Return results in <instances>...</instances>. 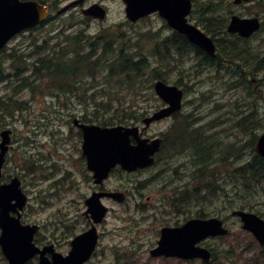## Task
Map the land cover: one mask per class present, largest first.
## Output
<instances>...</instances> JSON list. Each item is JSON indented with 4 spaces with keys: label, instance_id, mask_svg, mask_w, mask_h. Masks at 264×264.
<instances>
[{
    "label": "rangeland",
    "instance_id": "1",
    "mask_svg": "<svg viewBox=\"0 0 264 264\" xmlns=\"http://www.w3.org/2000/svg\"><path fill=\"white\" fill-rule=\"evenodd\" d=\"M207 1L195 0V16L189 17V21L203 31L204 27L198 23L197 18ZM71 2L72 0H47L45 3L56 4L55 9H59ZM94 3L105 6L108 15L103 21L91 19L88 25H83L85 33L99 34L104 28H110L112 32H126L133 44L128 50L135 47L139 53L150 56L148 70L139 79L136 90L128 87L126 75L121 79L111 77L110 80L105 68H100V72L95 71L89 78L85 75L83 80L77 78L80 85L74 94H55L51 85L46 83L44 87L39 86L36 92L29 85L15 97L19 105L16 117L6 118L5 123L0 126V132L5 128L13 130L8 162L0 183H8L15 176L20 178L22 191L28 196V204L22 212V224H38L40 229L35 234V243L41 247L53 243L59 252L66 255L71 249V240L90 226V220L85 215L88 209L86 198L95 191H120L128 196L124 202L106 197L102 199L110 212L97 228L100 240L96 252L87 264H203L201 260L154 258L150 254V250L157 246L163 226L182 224L190 217L201 216L202 212L205 216L201 217L223 218L231 229L227 237L208 241L207 246L215 254L213 264H250L253 258H258V263L264 264V247L242 228L240 218L233 214L240 207V199L236 197L230 173L251 156L258 139L264 133V63L259 70L255 69L253 82L250 83L254 97L249 96V92L242 88H234L229 83L222 82L210 71H195L192 74L196 60L188 55H175L171 65L162 66L164 62L160 65V60L152 56L154 40L172 35L173 29L158 14L130 24L123 0H83L82 6L56 18L49 28L62 22L68 23L73 16L71 13H75L77 25L73 28L77 30L83 22L81 8ZM218 11L226 20L233 14L262 20V30L251 38L252 48L248 55L254 56V64L257 63L256 59L264 58V0H252L238 6L219 2ZM151 32L158 35L154 37ZM46 35L44 30L25 32L13 38L9 47H15L18 51L26 48L27 61L32 63L35 59L30 51L35 47H30L29 41L35 38L41 42ZM57 44L54 40L50 41L48 50L55 49L53 46ZM3 65L6 74L11 61L6 60ZM154 66L165 72L163 78L167 83L182 82L177 84L185 92L181 113L195 118V127H198L205 140H216L211 147L212 155L204 157L205 163L214 171L199 168V158L195 159L192 147L176 153L167 144L157 164L148 170H114L103 184L97 183L82 156L81 138L75 128L69 125L73 118L70 114L79 108L81 111L93 110L94 114L114 118L122 113L119 110L121 105H129L130 110H145L147 115L152 114L164 105L155 91L148 87L150 74H157L151 68H155ZM88 83H93V86ZM86 88L90 89L86 91ZM9 91L1 86L0 98L6 96L4 99L9 101ZM66 97L74 100L78 108L75 105H61ZM254 98L257 101L255 105L252 104ZM108 100L111 104L109 109L104 110L102 107L94 110L99 102L108 103ZM245 116L247 120L243 121ZM179 118L181 121L183 116ZM175 125V118L164 119L153 125L148 134L164 131L174 135L177 129ZM212 173L217 176L219 186L231 189V193L220 188L218 193H214L207 186L211 178V181H216L211 176ZM237 183L236 180V186ZM260 190L258 197L252 200L253 207L244 210L255 212L264 218V186H260ZM182 191L187 194L181 193ZM229 202H233V205ZM0 264H8L1 247ZM26 264H38V260L34 258Z\"/></svg>",
    "mask_w": 264,
    "mask_h": 264
},
{
    "label": "water",
    "instance_id": "2",
    "mask_svg": "<svg viewBox=\"0 0 264 264\" xmlns=\"http://www.w3.org/2000/svg\"><path fill=\"white\" fill-rule=\"evenodd\" d=\"M242 0H236L240 3ZM248 1V0H246ZM126 15L132 22L153 12H159L167 19L168 24L184 34L209 55L216 54V44L212 37L190 23L187 19L192 11L191 0H124ZM48 8L36 1L0 0V50L15 34L36 24L42 23L48 14ZM63 8L59 12L66 10ZM83 13L94 18L105 19L106 9L99 3L83 9ZM261 27L258 17H240L233 15L228 25V31L250 37ZM157 94L168 104L144 119L149 126L152 122L161 120L179 111L182 107L184 91L177 85H171L158 80L154 85ZM84 130V153L88 158V166L95 172V179L101 182L116 164L132 171L138 167H146L154 162L152 157L159 149L160 140L141 138L138 127H100L96 125H81ZM0 176L6 161V154L11 143V130L0 133ZM131 136L137 139V144H131ZM256 151L264 156V133L256 144ZM18 177L10 183L0 185V246L8 264H25L35 255L40 254L39 264H84L94 252L98 233L95 225L87 232L76 236L71 241V250L67 255L57 252L53 245L39 248L33 242L37 225H24L21 213L27 202V196L22 191ZM112 196L120 201L124 199L119 193H93L86 200L88 210L94 223H99L105 217L108 208L101 202L102 196ZM17 213V215H12ZM241 217L243 228L254 233L259 242L264 245V220L258 215L245 211H236ZM229 230L223 225V220L213 217L209 219H193L178 228H164L159 246L151 251L153 256H177L185 259H211L209 249L197 244L209 236L225 235ZM51 253V257L47 255Z\"/></svg>",
    "mask_w": 264,
    "mask_h": 264
},
{
    "label": "trees",
    "instance_id": "3",
    "mask_svg": "<svg viewBox=\"0 0 264 264\" xmlns=\"http://www.w3.org/2000/svg\"><path fill=\"white\" fill-rule=\"evenodd\" d=\"M40 1L44 2L45 0ZM227 1L208 0L197 18L198 23L203 25L204 30L211 34L217 43V55L215 57L208 55L202 49L193 45L185 36L177 32L160 40L155 39L152 56L160 60V65L164 62L162 66H166L173 63L175 55H188L196 60L191 71L192 74L195 71L197 73L210 71L213 76L220 78L222 82H227L234 88H242L249 92L247 93L249 96L252 95L251 97H254L250 83L253 82L252 78L255 76V69L258 68L259 70L262 67L264 58L256 59V64L252 63V57L254 56L248 55L250 53L249 50L252 48V45H250L251 39L242 38L238 34H229L227 32L228 20H226L225 16L222 17L218 11L219 2L228 5L233 4V2L227 3ZM228 11L231 12V10ZM126 34L122 30L112 32L110 28H104L99 31V34L90 36L85 33L84 29H81L75 34H68L66 36L67 44L60 47L59 50H48L47 46L51 41L50 39L45 40V38L38 42L34 38L30 40V47H35V49L30 51L35 59H33L32 63L27 61V52H17L16 49H13L14 52L10 55L4 53L6 56L0 60V87L7 80V76L4 75L5 66L3 63L8 60V56L12 62V69H10L9 75H12L16 80H12V83L4 84L5 88L10 91L7 95L9 101L4 99L6 96L0 98V126L5 123L6 118L14 119L16 117L19 105H17L18 100H15V97H18L19 93L29 85L32 87V91L36 92L39 86L44 87V84L49 83L52 90H58L66 96L74 90L75 92L78 91L77 78L83 80V75L89 78L90 75L93 76L95 71L100 72V68H105V72L108 73L107 77L110 80L111 77L115 78L117 76L121 79L123 75H126L125 78L128 79L129 83L128 87L136 90L139 79L148 70L150 56L145 53H139L135 47L128 50V47L133 44H131V37H127ZM152 35L155 37L158 33H152ZM128 42H130V45H128ZM178 57L176 56V58ZM154 67L151 68L157 74H150L148 85L152 90H154L153 84L155 80H165L163 78V73L165 72L158 66ZM143 81L148 83L147 80ZM118 82H121V80ZM181 83V81L177 82L179 85ZM89 89L86 88L85 90ZM261 91L263 90L261 89ZM256 103L257 101L254 98L252 104L255 105ZM97 106L100 107L99 109L103 107L104 110H107L111 107V104L108 102L97 104ZM130 108L129 105H121L119 110L122 113L114 118L97 114H82L81 116L85 120H88L87 117H89L98 122H103L104 125H112L138 122L147 115L145 110H130ZM180 116H183L181 121H179ZM175 118L177 121V125H175L177 132L173 136L171 145L173 144L174 148H178V150L192 147L191 150L195 155V159L199 158V168L201 170L207 168L206 170L214 171L211 166L205 163L204 157L207 158V155L209 157L212 155L213 150H211V147H213L216 140L213 138L205 140L198 127H195L196 122L193 116L189 118L185 113H179L176 114ZM245 120H247V116L244 117L243 121ZM165 136L170 138V134H165ZM213 173L211 176L216 181H211V178L207 186L213 189L214 193H218L219 188L224 192L228 191L231 193V189L226 190L223 186H219L217 176H214ZM230 173L234 182L236 197L240 199L239 209L244 210L253 207L252 200L258 197L257 195L261 191L260 186H264V156H260L254 151L246 161H243L240 166ZM236 180L238 181L237 186ZM229 203L232 204L233 202ZM201 216H205V213L202 212ZM250 264H259L258 258L251 259Z\"/></svg>",
    "mask_w": 264,
    "mask_h": 264
},
{
    "label": "flooded vegetation",
    "instance_id": "4",
    "mask_svg": "<svg viewBox=\"0 0 264 264\" xmlns=\"http://www.w3.org/2000/svg\"><path fill=\"white\" fill-rule=\"evenodd\" d=\"M72 3L75 4V0H72ZM74 8H75V7H74ZM164 106H165V105H164ZM173 118H174V116L169 117V119H173ZM167 119H168V118H167ZM150 129H151V128L148 129V132H149ZM76 131H77V133H78L79 138H81V142H83V135H82V133H81L79 130H76ZM148 132H147V133H148ZM165 134L167 135L168 132H164V131H162V132H157L156 134L152 133L151 135H152L153 137L160 136V137L162 138V140H163L162 145L165 146V144H166V139H167L166 136H165ZM172 143H173V140H172ZM81 145H82V143H81ZM171 149H174V151L176 152V150H175L173 144H172ZM161 154H162V152L159 153V155H158V154L156 155V159H157V160H158V158L160 157ZM99 189H100V188H99Z\"/></svg>",
    "mask_w": 264,
    "mask_h": 264
},
{
    "label": "bare ground",
    "instance_id": "5",
    "mask_svg": "<svg viewBox=\"0 0 264 264\" xmlns=\"http://www.w3.org/2000/svg\"><path fill=\"white\" fill-rule=\"evenodd\" d=\"M192 44H194V43H192ZM194 45H196V44H194ZM197 46V45H196Z\"/></svg>",
    "mask_w": 264,
    "mask_h": 264
}]
</instances>
